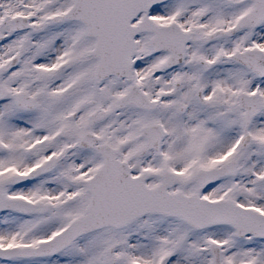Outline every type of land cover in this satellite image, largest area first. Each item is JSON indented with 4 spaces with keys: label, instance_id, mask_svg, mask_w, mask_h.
Masks as SVG:
<instances>
[{
    "label": "snow or ice",
    "instance_id": "6c2138e0",
    "mask_svg": "<svg viewBox=\"0 0 264 264\" xmlns=\"http://www.w3.org/2000/svg\"><path fill=\"white\" fill-rule=\"evenodd\" d=\"M0 264H264V0H0Z\"/></svg>",
    "mask_w": 264,
    "mask_h": 264
}]
</instances>
